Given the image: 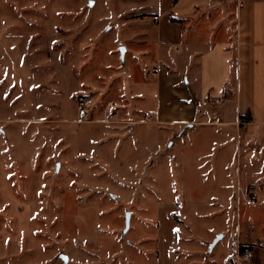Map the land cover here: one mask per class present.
<instances>
[{
	"label": "rangeland",
	"instance_id": "374dc122",
	"mask_svg": "<svg viewBox=\"0 0 264 264\" xmlns=\"http://www.w3.org/2000/svg\"><path fill=\"white\" fill-rule=\"evenodd\" d=\"M242 1L216 0L227 15ZM156 4L0 0V264H156L172 208L189 249L180 259L228 264L236 254L237 217L249 222L264 174L236 200L254 177L244 149L149 110L135 84L156 67L134 53L149 44ZM221 230L229 237L215 245ZM244 246L254 257L240 264H264L263 240Z\"/></svg>",
	"mask_w": 264,
	"mask_h": 264
},
{
	"label": "crops",
	"instance_id": "0c3cea01",
	"mask_svg": "<svg viewBox=\"0 0 264 264\" xmlns=\"http://www.w3.org/2000/svg\"><path fill=\"white\" fill-rule=\"evenodd\" d=\"M156 5L149 17V44L134 53L138 61L151 53L146 67L156 68L135 87L146 101L152 102L149 110L158 123L174 128L199 125L219 136L223 148L235 144L244 149L246 176L250 170L254 177L238 184L237 200L238 187L253 186L264 174V158L260 163L249 160L255 154H264V0H243L236 12L228 15L227 4L216 0H157ZM218 8L223 11L222 19L217 24L206 23L205 18L214 15ZM233 15L232 25L229 18ZM154 16L159 20L154 21ZM129 51L127 47L125 56ZM217 100L221 102L216 103ZM216 105L219 110L214 115L211 111ZM252 192L258 203L248 205L257 208L248 215L249 222L238 215L237 250L228 264H240L235 258L241 253L240 244L264 241V188ZM174 213L172 208L164 214L170 227L168 232L162 230L158 234L156 264H198L192 258H179L178 250L189 249L182 244ZM242 223L247 224L245 230ZM160 225L161 221L159 229ZM228 237L224 230L219 231L215 245Z\"/></svg>",
	"mask_w": 264,
	"mask_h": 264
},
{
	"label": "built area",
	"instance_id": "2783aa9c",
	"mask_svg": "<svg viewBox=\"0 0 264 264\" xmlns=\"http://www.w3.org/2000/svg\"><path fill=\"white\" fill-rule=\"evenodd\" d=\"M154 21H158L159 20V17L158 16H154L153 17ZM221 101L220 100H217L216 103H220ZM247 202L249 204H256L258 203V197L256 194L254 193H251L248 198H247ZM254 249V248H253ZM253 249H249L247 250L245 253H241L242 255H239L238 256V260L239 261H242V262H245V263H249L252 261L253 257H254V250Z\"/></svg>",
	"mask_w": 264,
	"mask_h": 264
},
{
	"label": "trees",
	"instance_id": "16d2710c",
	"mask_svg": "<svg viewBox=\"0 0 264 264\" xmlns=\"http://www.w3.org/2000/svg\"><path fill=\"white\" fill-rule=\"evenodd\" d=\"M178 0H174V2H177ZM171 19L172 20H175V18H173V17H171ZM229 90V86L226 88V93H227V91ZM245 118H247L248 120L250 119V117L247 115V116H245ZM247 246H244V247H242L241 248V253L243 254V253H245L246 252V250H247Z\"/></svg>",
	"mask_w": 264,
	"mask_h": 264
}]
</instances>
